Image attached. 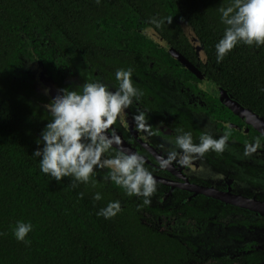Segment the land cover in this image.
<instances>
[{"label":"flooded vegetation","instance_id":"flooded-vegetation-1","mask_svg":"<svg viewBox=\"0 0 264 264\" xmlns=\"http://www.w3.org/2000/svg\"><path fill=\"white\" fill-rule=\"evenodd\" d=\"M165 17L171 22L164 20V27L157 32L169 44L167 49L150 40V44H142L130 33L120 39L107 28L96 29L97 23L93 31L102 33L106 44L98 42L96 36L83 50L73 46L56 52L49 43L34 48L32 40L26 39L30 50L24 54L37 58L16 79H21L32 93L25 96L40 101L32 104L40 116L39 137L50 119L44 106L60 89L79 90L84 82L99 80L114 90L115 71L130 67L139 95L126 110L125 122L121 124L118 119L111 126L121 139V145L113 147L141 154L157 184L149 204L143 203V197L127 196L113 184L121 208L142 213L136 219L140 225L179 245L174 260L166 264H264V123L254 120L250 112L263 120L264 115L221 85L212 75L203 44L206 62H201L200 55L176 28L172 15L167 13ZM140 30L136 29L139 37L145 39ZM35 50L47 59L33 54ZM108 65H112L111 70ZM234 102L243 108L237 104L232 107ZM139 112L145 113L151 135L137 131L133 116ZM225 122L232 132L222 153L209 151L194 159L191 168L175 161L167 168L159 167L158 158H166L173 148L169 141L176 135L189 131L194 143L199 142L201 132L218 138L225 131ZM254 137H260L261 146L245 156V143H251ZM106 171L98 169L96 173Z\"/></svg>","mask_w":264,"mask_h":264},{"label":"trees","instance_id":"trees-1","mask_svg":"<svg viewBox=\"0 0 264 264\" xmlns=\"http://www.w3.org/2000/svg\"><path fill=\"white\" fill-rule=\"evenodd\" d=\"M228 3L0 0V264H166L174 260L173 253L179 247L140 225L136 219L142 213L121 208L111 219L98 216L97 211L108 201L119 199L113 183L102 178L104 174L96 173L91 178L96 181L95 187L91 179L88 184L76 183L73 187L71 176L57 182L40 172L39 158L32 156L41 147L36 144L40 116L32 105L40 101L25 96L32 93L21 79H16L37 58L24 54L30 50L25 40H32L34 48L49 43L56 52L73 46L83 50L96 36L98 42L106 44L102 33L93 31L97 23L96 29L107 28L120 39L130 33L142 44H150L136 29L146 26L151 18L164 21L168 13L176 28L180 29V20L192 25L209 55L212 75L221 85L264 115V92L259 90L264 88V45L256 48L238 44L219 63L215 59L214 45L224 30L217 9ZM33 54L47 59L38 50ZM94 192L101 194L99 201L93 199ZM18 220L33 225L27 244L12 235Z\"/></svg>","mask_w":264,"mask_h":264},{"label":"clouds","instance_id":"clouds-1","mask_svg":"<svg viewBox=\"0 0 264 264\" xmlns=\"http://www.w3.org/2000/svg\"><path fill=\"white\" fill-rule=\"evenodd\" d=\"M97 3L100 0H96ZM219 20L224 25L223 35L215 43L217 63L238 44L255 46L264 45V0H229L218 7ZM171 22V18H166ZM164 21L151 18L141 28L140 34L154 44L167 49L166 41L160 39L156 31ZM201 62L207 61L204 52L200 53ZM117 87L109 89L106 84L86 81L79 85V90L62 88L58 94L44 106L50 119L47 120L36 144L40 145L32 156L38 157L39 170L43 174L60 182L64 177H72V186L76 183L88 184L96 175V170L106 169L103 179L113 183L127 196L143 197V203L149 204L150 197L156 190L157 181L152 172L145 167L144 157L120 146L121 139L114 125L119 119L125 122L126 110L138 97V90L133 85L132 69L118 68L115 71ZM197 87L204 89V84ZM264 92V88L259 89ZM47 89L45 93L47 94ZM137 131L143 130L149 135V125L144 112L133 116ZM225 131L218 138L201 132L199 142L194 143L192 134L184 131L169 141L173 145L166 158H158L160 168H167L175 161L185 168L192 167V161L212 151L222 153L232 132L228 122L223 125ZM264 136V133L261 134ZM261 146L260 137H254L251 143H245L244 155L255 152ZM96 181L91 179L92 187ZM93 199L99 201L101 194L93 193ZM121 211L119 200L108 201L97 211L98 216L111 219ZM31 222L16 221L12 235L18 242L25 244L32 231Z\"/></svg>","mask_w":264,"mask_h":264},{"label":"water","instance_id":"water-1","mask_svg":"<svg viewBox=\"0 0 264 264\" xmlns=\"http://www.w3.org/2000/svg\"><path fill=\"white\" fill-rule=\"evenodd\" d=\"M180 30L183 32V34L185 35L186 39L188 40L189 44L192 46V48L194 49V51L200 55L201 52H204L203 48H202V43L198 37V35L196 34L194 28L192 27V25L190 23H188L187 21L184 20H180L178 21ZM162 40V38H160ZM164 41V40H163ZM169 45V44H167ZM205 53V52H204ZM175 55V54H174ZM177 56V55H176ZM178 57V56H177ZM180 60H183L182 58L179 57ZM184 63H186L185 61H183ZM235 104H237L238 106H241L238 102H234L231 106H235ZM243 108V106H241ZM246 109V108H244ZM250 112V111H249ZM252 115L251 117L254 120H258L262 123H264V120L261 119L259 116H255L254 113L250 112Z\"/></svg>","mask_w":264,"mask_h":264}]
</instances>
